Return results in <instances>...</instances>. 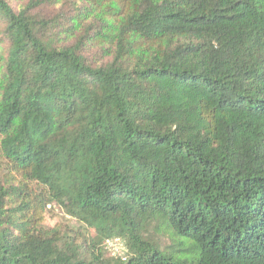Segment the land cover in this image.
Instances as JSON below:
<instances>
[{"label": "trees", "instance_id": "obj_1", "mask_svg": "<svg viewBox=\"0 0 264 264\" xmlns=\"http://www.w3.org/2000/svg\"><path fill=\"white\" fill-rule=\"evenodd\" d=\"M0 264H264V0H0Z\"/></svg>", "mask_w": 264, "mask_h": 264}, {"label": "rangeland", "instance_id": "obj_2", "mask_svg": "<svg viewBox=\"0 0 264 264\" xmlns=\"http://www.w3.org/2000/svg\"><path fill=\"white\" fill-rule=\"evenodd\" d=\"M44 225L48 227L58 226L61 230H71L78 227V223L70 218L65 212L57 205H48L46 207V213L44 215ZM93 234V233H91ZM109 253L104 251V255L107 256Z\"/></svg>", "mask_w": 264, "mask_h": 264}, {"label": "built area", "instance_id": "obj_3", "mask_svg": "<svg viewBox=\"0 0 264 264\" xmlns=\"http://www.w3.org/2000/svg\"><path fill=\"white\" fill-rule=\"evenodd\" d=\"M104 249L109 253L110 256L117 257L121 260L126 259L127 249L120 238L112 237L105 239Z\"/></svg>", "mask_w": 264, "mask_h": 264}]
</instances>
